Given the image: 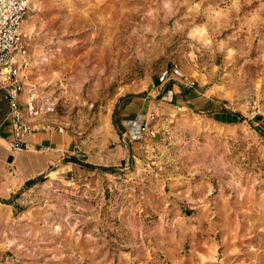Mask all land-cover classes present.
Here are the masks:
<instances>
[{"label":"rangeland","instance_id":"374dc122","mask_svg":"<svg viewBox=\"0 0 264 264\" xmlns=\"http://www.w3.org/2000/svg\"><path fill=\"white\" fill-rule=\"evenodd\" d=\"M24 19L63 155L0 206V264H264V0Z\"/></svg>","mask_w":264,"mask_h":264},{"label":"built area","instance_id":"2783aa9c","mask_svg":"<svg viewBox=\"0 0 264 264\" xmlns=\"http://www.w3.org/2000/svg\"><path fill=\"white\" fill-rule=\"evenodd\" d=\"M32 1L0 0V87L9 101L12 137L8 144L15 151L28 149L31 132L49 130L46 116L55 111L29 71L31 56L22 22Z\"/></svg>","mask_w":264,"mask_h":264},{"label":"crops","instance_id":"0c3cea01","mask_svg":"<svg viewBox=\"0 0 264 264\" xmlns=\"http://www.w3.org/2000/svg\"><path fill=\"white\" fill-rule=\"evenodd\" d=\"M9 101L0 87V206H10L25 193L31 181H36L53 162L63 155V135L57 128L33 131L28 135V149L9 147L12 122Z\"/></svg>","mask_w":264,"mask_h":264},{"label":"trees","instance_id":"16d2710c","mask_svg":"<svg viewBox=\"0 0 264 264\" xmlns=\"http://www.w3.org/2000/svg\"><path fill=\"white\" fill-rule=\"evenodd\" d=\"M70 161H74V162H79L78 159H76L75 157H72L69 159ZM34 183L33 181H31L29 184Z\"/></svg>","mask_w":264,"mask_h":264},{"label":"bare ground","instance_id":"6f19581e","mask_svg":"<svg viewBox=\"0 0 264 264\" xmlns=\"http://www.w3.org/2000/svg\"><path fill=\"white\" fill-rule=\"evenodd\" d=\"M25 23H26V20H25V19H23L22 25H24Z\"/></svg>","mask_w":264,"mask_h":264}]
</instances>
